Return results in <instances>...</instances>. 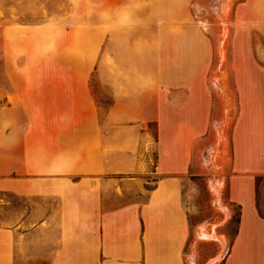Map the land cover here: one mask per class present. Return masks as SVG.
<instances>
[{
	"label": "crops",
	"instance_id": "obj_1",
	"mask_svg": "<svg viewBox=\"0 0 264 264\" xmlns=\"http://www.w3.org/2000/svg\"><path fill=\"white\" fill-rule=\"evenodd\" d=\"M159 30L141 17L3 27L0 192L22 203L0 200V254L35 255L32 264H185L182 181L194 173L199 134L186 79L196 73L166 65ZM131 42L144 47L132 57ZM234 147L226 182L240 213L222 264H264V139Z\"/></svg>",
	"mask_w": 264,
	"mask_h": 264
},
{
	"label": "rangeland",
	"instance_id": "obj_2",
	"mask_svg": "<svg viewBox=\"0 0 264 264\" xmlns=\"http://www.w3.org/2000/svg\"><path fill=\"white\" fill-rule=\"evenodd\" d=\"M132 1L0 0V70L2 29L10 24L134 22L141 17L160 25L164 43L157 53L165 56L166 65L196 73L186 79L194 87L192 123L199 134L194 173L182 181L191 223L185 264H222L240 213L228 199L226 182L234 141L248 147L264 139V0H141L143 8L130 9ZM141 47L131 42L124 52L132 57ZM96 87L103 84L96 81ZM148 128L156 135L154 122ZM3 198L10 208L22 203L0 192ZM257 206L264 214V173L257 175ZM30 257L36 260L35 255L0 254V264H32Z\"/></svg>",
	"mask_w": 264,
	"mask_h": 264
},
{
	"label": "trees",
	"instance_id": "obj_3",
	"mask_svg": "<svg viewBox=\"0 0 264 264\" xmlns=\"http://www.w3.org/2000/svg\"><path fill=\"white\" fill-rule=\"evenodd\" d=\"M264 215V214H263ZM238 220H239V218H238Z\"/></svg>",
	"mask_w": 264,
	"mask_h": 264
}]
</instances>
